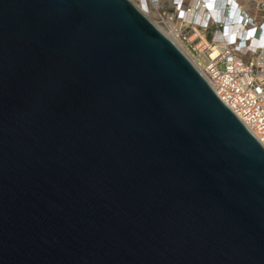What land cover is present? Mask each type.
<instances>
[{"label":"water","instance_id":"obj_1","mask_svg":"<svg viewBox=\"0 0 264 264\" xmlns=\"http://www.w3.org/2000/svg\"><path fill=\"white\" fill-rule=\"evenodd\" d=\"M0 264H264V149L128 0H0Z\"/></svg>","mask_w":264,"mask_h":264},{"label":"built area","instance_id":"obj_2","mask_svg":"<svg viewBox=\"0 0 264 264\" xmlns=\"http://www.w3.org/2000/svg\"><path fill=\"white\" fill-rule=\"evenodd\" d=\"M242 1L208 0L211 7L219 3L218 16L215 8L194 9L193 0L172 1V15H160L161 0L151 8L159 14L156 25L181 43L216 97L264 149V0L256 4L258 21L239 7Z\"/></svg>","mask_w":264,"mask_h":264},{"label":"bare ground","instance_id":"obj_3","mask_svg":"<svg viewBox=\"0 0 264 264\" xmlns=\"http://www.w3.org/2000/svg\"><path fill=\"white\" fill-rule=\"evenodd\" d=\"M129 2H131L138 10L139 12H141L146 18H148L149 20H152V14L154 13L152 11V8H151V3L152 2H156V0H128ZM173 2H179L180 0H171ZM187 2H189L190 0H186ZM207 1L208 0H193V8H197L198 6H201V8H203V10L205 9H208L209 11L210 10H213L215 8V10H217L214 14L218 16V10H219V3H215V4H212V7L210 5L207 4ZM217 1V0H216ZM137 2V3H136ZM140 2V3H139ZM215 2V1H214ZM263 2V0H255V3L258 5V4H261ZM240 8H242V4L241 6L239 5ZM228 11H230L231 13V16H233V10L230 9V8H226ZM240 10V9H239ZM196 13V11H195ZM209 14H212L209 13ZM154 25L159 28L155 23ZM159 31L178 49L180 50L184 56H186V58L194 65V67L198 70L199 68V65L198 63H195L193 61V59L188 55V53H186L184 47L181 45L180 42H178L176 40V38L173 36V35H167L163 30H161L159 28ZM216 55V52L214 51L213 52V56Z\"/></svg>","mask_w":264,"mask_h":264},{"label":"rangeland","instance_id":"obj_4","mask_svg":"<svg viewBox=\"0 0 264 264\" xmlns=\"http://www.w3.org/2000/svg\"><path fill=\"white\" fill-rule=\"evenodd\" d=\"M161 11H160V15L162 12H164L165 14H173V9H172V1L171 0H161ZM137 3V2H136ZM140 3V2H139ZM242 6L246 7L248 10V13L250 15V17H252L253 19H255V21H258V14H257V5L255 3V0H243L241 2ZM159 14L157 13H153L152 14V20H150L153 24L157 23L159 20L158 17Z\"/></svg>","mask_w":264,"mask_h":264}]
</instances>
